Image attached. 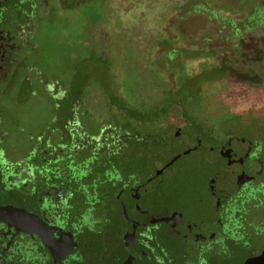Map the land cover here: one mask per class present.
<instances>
[{"label": "flooded vegetation", "instance_id": "obj_1", "mask_svg": "<svg viewBox=\"0 0 264 264\" xmlns=\"http://www.w3.org/2000/svg\"><path fill=\"white\" fill-rule=\"evenodd\" d=\"M88 1L6 0L0 5V180L5 186L0 190V205H14L42 217L54 235L52 246H48L38 233L17 232L0 221V264H234L235 261L246 264L247 260L262 255L264 110H244L223 124L218 135L202 123L197 126V118L185 115L181 103L171 107L175 102L164 101L154 111L158 116L153 118L161 124L157 126L163 131L161 142L144 147L124 142L122 132L110 126H100L98 135L92 134L86 120L90 111H83L81 117L76 112L80 107L68 97L74 89L78 66L72 62V55L66 68L61 62L46 64L36 41L43 18L56 10L60 15L79 10ZM245 8V26L249 33H257L251 29L264 25V0H252ZM231 23L235 29L234 21ZM245 47L252 53L256 50ZM261 54L263 50L255 58L258 65L253 67L259 70L258 74L264 70L259 60ZM37 88L53 100L56 117L48 130L59 138L54 142L51 133L37 135L32 158L10 160L3 146L8 130L4 120L7 113L1 103L6 100L13 106L23 105L34 97ZM204 118L201 116L200 120ZM196 127L200 133L191 138L187 132ZM181 137L185 140L174 143ZM167 139L173 141L166 142ZM182 145L186 151L202 154L198 162L210 167L204 189L211 199V216L196 222L185 219L179 210L183 188L173 185L167 195H162L171 196L172 201L168 200L160 213L157 211L161 202L149 198L145 211L152 216L144 215V224L107 221V210L119 213L118 219L124 210L146 214L138 207L140 202L155 189L166 187V170L172 159H163L164 150L179 156L181 152L177 150ZM133 147L136 157L145 163L143 176L137 168L131 172L125 170ZM76 150H90L89 158H84L77 173ZM96 173L103 175V181L100 177L98 181L92 178ZM29 181L33 182L30 190ZM76 181L82 188L86 187L84 192H92L96 197L100 188L96 182L108 181L120 193L119 198L122 191L129 195L132 206L126 208L119 200L109 207L86 201L76 209ZM47 182L52 184L45 185ZM194 191L190 189L188 193ZM16 195L20 197L18 205L15 199L5 201L6 197ZM31 195H36L37 200L31 199ZM81 207L90 211L75 215V210ZM176 240L184 244L177 245Z\"/></svg>", "mask_w": 264, "mask_h": 264}, {"label": "rangeland", "instance_id": "obj_2", "mask_svg": "<svg viewBox=\"0 0 264 264\" xmlns=\"http://www.w3.org/2000/svg\"><path fill=\"white\" fill-rule=\"evenodd\" d=\"M232 2L89 0L79 10L60 15L55 9V13L43 18L36 41L46 64L61 62L66 68L72 55V62L78 66L74 89L68 97L80 107L76 112L81 117L83 111H90L86 120L92 134L98 135L100 126H110L122 128L124 142L138 143L140 147L161 142L162 129L156 128L155 119L148 121L146 117L154 115L161 102L173 101L172 106L181 103L185 115L197 118V126L202 123L220 135L223 124L244 110H264V70L258 74L259 70L253 69L258 65L255 58H259V51L264 52V25L250 27L257 33H249L245 7L252 0L246 3L234 0L239 2L236 5ZM136 32L144 33L139 38L152 33L158 34V39L151 48L140 46L133 41ZM245 46L256 50L249 52ZM259 60L264 67V54ZM36 91L23 105L13 106L6 100L1 103L7 113L4 120L8 130L3 146L10 160L32 158L35 136L51 133L48 126L56 117V107L46 93L39 88ZM142 115L145 117L138 118ZM201 116L205 117L203 121ZM194 129L187 132L191 138L200 133L198 127ZM50 138L56 142L59 137L51 133ZM184 140L181 137L174 143ZM184 149L182 145L177 150L181 152L179 156L164 150L163 159H172L166 170V187L155 189L152 195L138 202L143 212L150 198L161 202L157 211L160 213L171 200V196L162 195L171 191L170 186L180 185L184 195L179 210L185 219L196 222L211 216V199L204 189L210 167L198 162L202 155L198 151ZM135 153L136 148H131L125 170L131 172L137 168L143 176L145 163ZM82 156L88 159L90 150ZM102 176L96 173L92 178L98 181L100 177L103 181ZM28 189H32L31 185ZM190 189L194 193H188ZM14 201L18 205V200ZM84 210L88 213L90 208L81 207L75 210V215H82ZM146 215L152 216L147 212ZM176 242L184 244L182 240Z\"/></svg>", "mask_w": 264, "mask_h": 264}, {"label": "trees", "instance_id": "obj_3", "mask_svg": "<svg viewBox=\"0 0 264 264\" xmlns=\"http://www.w3.org/2000/svg\"><path fill=\"white\" fill-rule=\"evenodd\" d=\"M164 14L166 15L167 12L165 11ZM143 34H141V33L138 34L136 32V34L133 35V41L134 42L136 41L137 44L140 45V46H144V47L145 46L146 47L148 46V48L150 46L153 47L154 42L157 41V39H158V36H156L158 34H152V33H150L148 35L147 34L144 35V38H139ZM171 107H172V104H171ZM156 109L157 110L160 109L159 106ZM154 113H155L154 116L153 115H148V117H146L148 119V121L149 120L151 121V119L156 118L158 116V112H154ZM144 117L145 116L142 115V116H140L138 118H144ZM132 118H134V117H132ZM155 125H156V128L161 127V124L158 125L156 123ZM126 130L127 129H125L124 131H126ZM120 131H122V128H121ZM127 131H129V130H127ZM124 136H125V134L123 135V137ZM84 152H85L84 150H76V154H75V156H76V165H75L76 173L78 172V169H81L82 168L81 165H82V161L84 160V157L82 155H83ZM47 184L50 185L52 183L51 182H47L45 185H47ZM96 184L99 185V187H100V188H97V191L99 192L98 195H97V197H96V195H93L92 192L89 193V194H87L86 191L84 192V189H81L82 187L80 186V183L77 182V181L75 182L74 190L76 192H78V193L75 194V196H76L75 199H76V204L77 205L82 206L86 201H89V202H94L95 204L101 205L103 207H109L111 205V203L112 204H116L114 202H117L119 200L120 202H122L121 204L124 207H126V208H130L132 206V204L129 202V200H130L129 195H127L124 191H122L121 196H120L121 198H119V195H118L119 192L116 191L115 188L114 189L111 188L112 186H111V183L110 182H108V181L105 182V183H103V182H96ZM105 184H106V187L104 186ZM30 185H31V188H32V185H33V182L32 181H29L28 182V188H29ZM4 189H5L4 183L0 180V190H4ZM114 191H116V192H114ZM77 194H80V196H78ZM19 198L20 197H18L17 195L16 196H13V197H6L5 201L7 202L8 200H14V199L15 200H19ZM31 199L37 200V196L36 195H31ZM107 211H108L106 213V217H107L106 220L107 221H109L110 219L113 220V221H115V220L122 221L124 223L131 222V221H137L141 225L144 224L145 221H146V219L144 218V215H146L145 213H143V215H141V214L136 215L133 212L130 213L129 211L124 210L122 212V214H121L122 218L121 219H118L117 216L118 217L120 216L119 213H115L114 214V212L111 211V210H107ZM102 215H104V214L102 213ZM100 220L101 221H104L103 218L102 219L100 218ZM140 232H141V229H140Z\"/></svg>", "mask_w": 264, "mask_h": 264}, {"label": "water", "instance_id": "obj_4", "mask_svg": "<svg viewBox=\"0 0 264 264\" xmlns=\"http://www.w3.org/2000/svg\"><path fill=\"white\" fill-rule=\"evenodd\" d=\"M3 1L6 0H0V5ZM210 187L213 189V186ZM0 221L7 223L17 232L38 233L46 245L52 246L51 244L54 240V235L50 227L45 223L42 217L39 218L35 214L28 212L26 209L14 205H0ZM69 235L72 237V234ZM246 264H264V252L259 257L247 260Z\"/></svg>", "mask_w": 264, "mask_h": 264}]
</instances>
